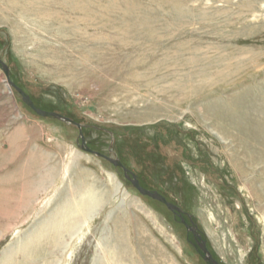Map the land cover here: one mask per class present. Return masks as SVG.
Masks as SVG:
<instances>
[{
    "label": "rangeland",
    "instance_id": "374dc122",
    "mask_svg": "<svg viewBox=\"0 0 264 264\" xmlns=\"http://www.w3.org/2000/svg\"><path fill=\"white\" fill-rule=\"evenodd\" d=\"M30 1L0 0V59L9 67L11 81L36 107L82 124L88 147L120 159L144 188L180 207L187 224L193 222L219 263L264 264V200L257 203L229 158L236 143L221 140L191 115L182 121L167 116L142 119V110L153 100L149 98L158 97L148 95L159 88L147 86L158 81L145 75L149 69L171 73L173 80L159 85L166 89L173 83L185 85L186 79L197 86L216 82L221 104L259 123V155H264V0H176L173 5L174 0H89L92 7L85 17L72 10V0ZM53 1L57 6L60 1L59 6ZM27 7L40 13L23 14ZM66 8L69 17L60 14L68 19L65 22L50 17ZM108 36H116V41ZM68 54L78 60L91 55L87 67L101 79V71L113 63L124 67L123 74L113 79L105 74L112 81L107 86L101 79H86L85 73L77 78L80 82L71 81L57 68L66 64ZM228 94L239 100L227 102ZM81 145L79 128L36 113L9 84L0 64V264H209L177 213L142 195L121 167ZM256 171L259 174L251 177L263 189L264 163L259 162ZM78 204L83 208L75 217L71 214V231L63 230L55 241L36 238L45 227L53 232L55 217L70 214L69 207ZM30 241L34 245L28 248Z\"/></svg>",
    "mask_w": 264,
    "mask_h": 264
},
{
    "label": "bare ground",
    "instance_id": "6f19581e",
    "mask_svg": "<svg viewBox=\"0 0 264 264\" xmlns=\"http://www.w3.org/2000/svg\"><path fill=\"white\" fill-rule=\"evenodd\" d=\"M17 1V0H16ZM20 1V0H19ZM30 1V0H29ZM33 1H35V0H33ZM33 1H30V2H33ZM39 1V0H38ZM41 1V0H40ZM43 1V0H42ZM47 1V0H46ZM56 1V0H55ZM67 1V0H66ZM91 1V0H90ZM89 0H72V10H74V9H76L78 12H80V14L82 13V16L83 17H85V16H87L88 15V12H89V10H91L90 9V5L92 4L91 2H90ZM133 1V0H132ZM138 1V0H137ZM150 1V0H149ZM152 1V0H151ZM162 1V0H161ZM165 1V0H164ZM168 1V0H167ZM176 0H174L173 2L171 1V4L172 3H174ZM64 2V1H63ZM62 2V3H63ZM98 2V1H97ZM108 2V1H107ZM114 2V1H113ZM117 2V1H116ZM169 2H170V0H169ZM182 2V1H181ZM10 3V2H9ZM8 3V4H9ZM17 3V2H16ZM40 3V2H39ZM42 3V2H41ZM45 3H47V2H45ZM52 3H54L55 4V2L53 1ZM59 3H60V1L58 2V6H59ZM66 3V2H65ZM64 3V4H65ZM70 3H71V0H70ZM122 3H124V2H122ZM126 3V2H125ZM132 3V2H131ZM137 3V2H136ZM12 4V3H11ZM24 4V3H23ZM34 4V3H33ZM48 4H50V3H48ZM53 4V5H54ZM108 4H111V3H108ZM117 4V3H116ZM119 4V3H118ZM180 4V3H179ZM182 4H183V2H182ZM56 5V4H55ZM71 5V4H70ZM126 5V4H125ZM124 5V6H125ZM167 5V4H166ZM170 5V4H169ZM173 5V4H172ZM175 5V4H174ZM178 5V4H177ZM240 5V4H239ZM4 6V5H3ZM27 6V5H26ZM25 6V7H26ZM30 6H32V4L30 5ZM39 6V5H38ZM57 6V5H56ZM55 6V7H56ZM57 6V7H58ZM65 6V5H64ZM66 6H67V4H66ZM111 6V5H110ZM139 6V5H138ZM179 6V5H178ZM183 6H185V4H183ZM182 6V7H183ZM235 6V5H234ZM54 7V6H53ZM63 7V6H62ZM69 7V6H68ZM91 7H92V5H91ZM116 7H118L117 5H116ZM188 7V6H187ZM7 8V7H6ZM14 8H16L15 6H14ZM21 8V7H20ZM43 8V7H42ZM71 8V7H70ZM69 8V9H70ZM112 8V7H111ZM166 8V7H165ZM27 9V10H26ZM28 7L27 8H24L23 10H22V13L24 14V13H27L28 15H30V13H32V16H33V14H35V16H37L40 12L38 11V10H31V11H28ZM33 9H34V7H33ZM68 9V10H69ZM95 9V8H94ZM115 9V8H114ZM119 9V8H118ZM52 10V9H51ZM122 10V9H121ZM120 10V11H121ZM124 10H126L125 8H124ZM139 10V9H138ZM137 10V11H138ZM151 10H152V8H151ZM19 11V10H18ZM70 12H71V10H69ZM123 11V10H122ZM140 11V10H139ZM141 11H142V9H141ZM188 11H190V10H187V12ZM49 12V11H48ZM51 12V11H50ZM52 12H54V11H52ZM74 12V11H73ZM99 12H100V10H99ZM104 12V11H103ZM130 12V11H129ZM131 12H132V10H131ZM146 12V11H145ZM174 12V11H173ZM247 12V11H246ZM16 13V12H15ZM61 13H64L65 15H67V8L66 9H62V10H55V12L52 14L51 13V15H50V17L52 18V17H54V18H58V19H62V21H64L65 20V15H61L60 16V14ZM75 13V12H74ZM105 14H106V12H104ZM123 13V12H122ZM128 13V12H127ZM135 13V12H134ZM152 12H150V14H151ZM175 13V12H174ZM13 14H14V12H13ZM79 14V13H78ZM97 14V13H96ZM99 14V13H98ZM101 14V13H100ZM103 14V13H102ZM137 14V13H136ZM146 14V13H145ZM144 14V15H145ZM157 14V13H156ZM160 14V13H159ZM163 14V13H162ZM170 14V13H169ZM27 15V16H28ZM70 15V14H69ZM69 15H67L68 17H69ZM108 15V14H107ZM114 15V14H113ZM118 14H115V16H117ZM126 15V14H125ZM125 15H123V16H125ZM139 15V14H138ZM147 16L149 15V13H147L146 14ZM72 16V15H71ZM96 16V19H97V17H99L98 15H95ZM101 16V15H100ZM110 16V15H109ZM165 16V15H164ZM183 16H184V14H183ZM186 16V15H185ZM31 17V16H30ZM39 17V16H38ZM42 17H44V15H42ZM107 17V16H106ZM137 16H135V18H136ZM158 17V16H157ZM167 17V16H166ZM17 18H18V16H17ZM41 18V17H40ZM47 18V17H46ZM101 18H103V17H101ZM109 18V17H108ZM123 18V17H122ZM127 18V17H126ZM134 18V20H136ZM143 18V17H142ZM144 18H146V17H144ZM151 18V17H150ZM160 18V17H159ZM175 18V17H174ZM179 18V17H178ZM184 18V17H183ZM67 19V18H66ZM72 19V18H71ZM85 19V18H84ZM88 20H90L89 18H87ZM104 19V18H103ZM117 19V18H116ZM131 19H133L132 17H131ZM149 19V18H148ZM152 19V18H151ZM162 19V18H161ZM170 19V18H169ZM173 19V18H172ZM18 20V19H17ZM40 20V19H39ZM44 20H46V19H44ZM51 20V19H50ZM68 20V19H67ZM78 20V19H77ZM82 20V19H81ZM88 20H87V22H88ZM118 20V19H117ZM126 20V19H125ZM146 20V19H145ZM150 20V19H149ZM186 20V19H185ZM57 21V20H56ZM66 21V20H65ZM64 21V22H65ZM80 21V20H79ZM78 21V22H79ZM92 21H93V19H92ZM100 21V20H99ZM99 21H97V22H99ZM106 21V20H105ZM104 21V22H105ZM111 21V20H110ZM113 21V20H112ZM127 21V20H126ZM129 21V20H128ZM147 21V20H146ZM154 21V20H153ZM160 21V20H159ZM174 21V20H173ZM243 21V20H242ZM40 22V21H39ZM59 22V21H58ZM61 22V21H60ZM72 22V21H71ZM118 22H120L119 20H118ZM117 22V23H118ZM131 22V21H130ZM169 22V21H168ZM168 22L166 23V24H168ZM170 22H171V20H170ZM181 22V21H180ZM19 23V22H18ZM44 23V22H43ZM53 23V22H52ZM82 23V22H81ZM107 23V22H106ZM111 23V22H110ZM117 23L115 24L116 26H117ZM123 23V22H122ZM122 23H120V24H122ZM124 23H125V21H124ZM128 23V22H127ZM154 23V22H153ZM244 23V22H243ZM20 24V23H19ZM56 24H58V23H56ZM108 24V23H107ZM133 24V23H132ZM147 24H149V23H147ZM177 24V23H176ZM179 24V23H178ZM23 25V24H22ZM60 25V24H59ZM89 25H91V24H88V26ZM102 25V24H101ZM126 25V24H125ZM129 25V24H128ZM139 25V24H138ZM137 25V26H138ZM141 25V24H140ZM156 25V24H155ZM170 25H171V23H170ZM169 25V26H170ZM175 25V24H174ZM173 25V26H174ZM249 25V24H248ZM18 26H21V25H18ZM24 26V25H23ZM50 26H51V24H50ZM54 26V25H53ZM66 26V25H65ZM103 26H105V23H104V25ZM136 26V25H135ZM134 26V27H135ZM137 26L135 27V28H137ZM141 26H143V25H141ZM145 26V25H144ZM162 26V25H161ZM168 26V27H169ZM175 26H178V25H175ZM58 27V26H57ZM71 27V26H70ZM125 27V26H124ZM129 27V26H128ZM132 27V30L134 29L133 28V26H131ZM154 27V26H153ZM158 27V26H157ZM156 27V28H157ZM66 28V27H65ZM116 28V27H115ZM119 28V27H118ZM138 28H140V27H138ZM143 28V27H142ZM162 28V27H161ZM166 28H167V26H166ZM175 28V27H174ZM181 28V27H180ZM62 29V28H61ZM71 28H69V30H70ZM79 29H80V27H79ZM108 29V28H107ZM111 29H112V27H111ZM110 29V27H109V29L108 30H111ZM121 29H123L122 27H121ZM127 29V28H126ZM131 29V28H130ZM159 29V28H158ZM158 29L157 30H153V31H158ZM164 29V28H163ZM21 30V29H20ZM55 30V29H54ZM152 30V29H151ZM159 30H162V29H159ZM172 30H174L173 28H172ZM176 30V29H175ZM187 30V29H186ZM72 31V30H71ZM106 31V30H105ZM112 31H113V29H112ZM111 31V32H112ZM117 31H118V29H117ZM136 31V30H135ZM241 31V30H240ZM62 32V31H61ZM115 32V31H114ZM119 32V31H118ZM128 32H129V30H128ZM128 32H127V35H128ZM137 32V31H136ZM152 32V31H151ZM154 32V33H155ZM173 32V31H172ZM178 32V31H177ZM181 32V31H180ZM184 32H186V31H184ZM188 32V31H187ZM53 33V32H52ZM67 33V32H66ZM103 33H105V32H103ZM121 33V32H120ZM138 33V32H137ZM153 33V34H154ZM171 33V32H170ZM169 33V35H171ZM73 34V33H72ZM95 34V33H94ZM102 34V33H101ZM114 33H112L111 35H113ZM118 34V33H117ZM122 34V33H121ZM130 34H131V31H130ZM151 34V33H150ZM158 34H160V33H158ZM165 34V33H164ZM74 35V34H73ZM90 35V34H89ZM96 35H97V33H96ZM108 35V34H107ZM107 35H105V36H107ZM110 35V34H109ZM119 35V34H118ZM135 35V34H134ZM138 35V34H137ZM157 35V34H156ZM162 35H163V33H162ZM162 35H160V36H162ZM180 35H181V33H180ZM187 35H188V33H187ZM186 35V36H187ZM55 36V35H54ZM56 36H58V34L56 35ZM91 36V35H90ZM95 36V35H94ZM104 36V37H105ZM122 36V35H121ZM125 36H126V34H125ZM131 36H133V35H131ZM130 36V37H131ZM155 36V35H154ZM168 36V35H167ZM166 36V37H167ZM178 36V35H177ZM185 36V37H186ZM60 37V36H59ZM89 37V36H88ZM102 37V36H101ZM109 38H112V36H108ZM116 36H114V38H115ZM118 38H116L117 39V41H118V39H119V37L120 36H117ZM138 37V36H137ZM140 38L141 37H143V36H139ZM153 37V36H152ZM189 37V36H188ZM114 38H112L113 39V41L115 40ZM124 38V37H123ZM126 38H128V37H126ZM135 38V37H134ZM144 38H145V35H144ZM156 38V37H155ZM159 38V37H158ZM161 38V37H160ZM187 38V37H186ZM85 39V38H84ZM88 39V38H87ZM91 39V38H90ZM125 39V38H124ZM148 39V38H147ZM151 39V38H150ZM169 39H170V37H169ZM168 39V40H169ZM181 39V38H180ZM93 40V39H92ZM103 40V39H102ZM106 40V39H105ZM128 40V39H127ZM133 40H135V39H133ZM138 40H140V39H138ZM178 40V39H177ZM109 41V40H108ZM116 41V40H115ZM123 41V40H122ZM125 41V40H124ZM123 41V42H124ZM128 41H130V39L128 40ZM143 41L145 42V40L143 39ZM156 41V40H155ZM170 41V40H169ZM173 41V40H172ZM171 41V42H172ZM93 42V41H92ZM100 42V41H99ZM102 42V41H101ZM121 42V41H120ZM133 42V41H132ZM132 42H130V43H132ZM148 42V41H147ZM167 42V41H166ZM171 42H170V44H171ZM177 42V41H176ZM190 42V41H189ZM189 42H187V43H189ZM193 42H195V41H193ZM128 43V42H127ZM135 43V42H134ZM134 43H132V44H134ZM186 43V44H187ZM85 44V43H84ZM93 44H94V42H93ZM101 44V43H100ZM109 44V43H108ZM113 44H115V43H113ZM112 44V45H113ZM125 44L126 43H124V46H125ZM145 44V43H144ZM154 44V43H153ZM193 44V43H192ZM199 44V43H198ZM202 44V43H201ZM99 45V44H98ZM111 45V44H110ZM123 45V44H122ZM160 45V44H159ZM176 45V44H175ZM183 45V44H182ZM193 45H195V43L193 44ZM104 46V45H103ZM134 46V45H133ZM132 46V47H133ZM155 46H156V44H155ZM158 46V45H157ZM161 46V45H160ZM169 46V45H168ZM181 46V45H180ZM190 46V45H189ZM93 47V46H92ZM95 47V46H94ZM93 47V48H94ZM138 47V46H137ZM171 47H173V46H171ZM176 47H178V46H176ZM192 47V46H191ZM197 46H195V48H196ZM206 47V46H205ZM213 47V46H212ZM219 47V46H218ZM89 49H87V50H90V47H88ZM115 49H116V47H114ZM114 48H112V49H114ZM131 48V47H130ZM148 48V47H147ZM180 48V47H179ZM179 48H177V49H179ZM187 48H189V47H187ZM206 48H208V47H206ZM104 49H105V47H104ZM107 49H108V47H107ZM120 49V48H119ZM146 49V48H145ZM154 49V48H153ZM152 49V50H153ZM161 49V48H160ZM159 48H158V50H160ZM166 49V48H165ZM167 49H168V47H167ZM166 49V50H167ZM192 49V48H191ZM215 49V48H214ZM219 49H221V48H219ZM92 50V49H91ZM118 50V49H117ZM162 50V49H161ZM169 50H170V47H169ZM175 50V49H174ZM173 50V51H174ZM180 50V49H179ZM182 50V49H181ZM190 50V49H189ZM217 50V49H216ZM222 50V49H221ZM228 50H230L229 48H228ZM96 51V50H95ZM107 51V50H106ZM112 51V50H111ZM119 51V50H118ZM139 50H137V52H138ZM187 51V50H186ZM198 51H199V49H198ZM197 51V52H198ZM209 51V50H208ZM226 51V50H225ZM241 51V50H240ZM53 52V51H52ZM91 52V51H90ZM97 52V51H96ZM108 52V51H107ZM113 52V51H112ZM131 52V51H130ZM165 52H168V51H165ZM169 52H171V51H169ZM168 52V53H169ZM192 52V51H191ZM203 52H206V51H203ZM57 53L58 52H56L55 54L57 55ZM93 53L94 52H92L91 54L93 55ZM106 53V52H105ZM120 53V52H119ZM125 53H126V51H125ZM132 53V52H131ZM135 53V52H134ZM152 53H153V51H152ZM159 53V52H158ZM167 53V55H169ZM178 53H179V51H178ZM210 53V52H209ZM212 53H214V52H212ZM222 53V52H221ZM229 53V52H228ZM115 54H117V53H115ZM114 54V55H115ZM120 54H122V53H120ZM150 54V53H149ZM176 54V53H175ZM181 54V53H180ZM187 54V53H186ZM192 54V53H191ZM194 55H195V53H193ZM200 54V53H199ZM205 54H207V53H205ZM71 55V54H70ZM69 54L67 55V57H68V59H67V62H66V64H62V65H58V69L62 72V73H64L65 75H66V77L68 76V78H72L71 79V81L73 80V81H75L77 78H79L81 75L83 76V74L85 73V78L86 79H88V80H90L91 78H98V79H101V77L99 76V74L97 73V71H95V72H91L90 71V69H89V64H90V62H91V55L89 56V54H86V55H83V60H78V59H76V57H74V56H70ZM75 55V54H74ZM82 55V54H81ZM100 55V54H99ZM99 55H98V57H99ZM103 54H101L100 56H102ZM111 55V54H110ZM138 55V54H137ZM152 55V54H151ZM154 55V54H153ZM165 55V54H164ZM235 55V54H234ZM240 55V54H239ZM61 56H63V55H61ZM60 56V57H61ZM112 56H113V54H112ZM124 56V55H123ZM132 56V55H131ZM142 56V55H141ZM146 56V55H145ZM147 56H149V55H147ZM170 56V55H169ZM177 56V55H176ZM191 56V55H190ZM189 56V57H190ZM196 56V55H195ZM224 56V55H223ZM222 56V57H223ZM236 56H238V55H236ZM65 57H66V55H65ZM66 57V58H67ZM72 57V58H71ZM111 57V56H110ZM116 57V56H115ZM114 57V58H115ZM198 57V56H197ZM242 57V55L240 56V58ZM64 58V57H63ZM103 58V57H102ZM109 58V57H108ZM120 58V57H119ZM127 58H129V57H127ZM135 58V57H134ZM138 58V57H137ZM142 58V57H141ZM160 58V57H159ZM158 58V59H159ZM165 58H168V57H166L165 56ZM171 58V57H170ZM212 58V57H211ZM237 58V57H236ZM251 58V57H250ZM112 59V58H111ZM136 59V58H135ZM145 59H146V57H145ZM158 59H156V60H158ZM172 59V58H171ZM170 59V60H171ZM193 59V58H192ZM213 59V58H212ZM216 59H217V57H216ZM252 59V58H251ZM63 60V59H62ZM119 60V59H118ZM117 60V61H118ZM140 60H143V59H140ZM179 60V59H178ZM220 60V59H219ZM223 60V59H222ZM231 60V59H230ZM233 60V59H232ZM231 60V61H232ZM102 61H104V58H103V60L101 59V62ZM111 61H113V60H111ZM136 61L137 60H135L134 61V63H136ZM139 61V60H138ZM137 61V62H138ZM168 61V60H167ZM182 61H184V60H182ZM186 61V60H185ZM221 61V60H220ZM219 61V62H220ZM227 61V60H226ZM247 61V60H246ZM254 61V60H253ZM257 61V60H256ZM127 62V61H126ZM132 62V61H131ZM143 63H144V65H147V62H144V61H142ZM152 62V61H151ZM175 62V61H174ZM187 62V61H186ZM194 62V61H193ZM210 62V61H209ZM209 62H208V64H209ZM235 62H237V61H235ZM89 63V64H88ZM109 63V62H108ZM107 63V64H108ZM141 63V62H140ZM155 63V62H154ZM162 63V62H161ZM166 63V62H165ZM197 63H199L198 61H197ZM211 63V62H210ZM213 63V62H212ZM223 63V62H222ZM240 63V62H239ZM248 63H250V62H248ZM87 64L89 65L88 67H87ZM126 64V63H125ZM158 64V63H157ZM160 64V63H159ZM170 64H171V62H170ZM173 64H176V63H173ZM181 64V63H180ZM208 64H207V66H208ZM236 64V63H235ZM241 64H243L242 62H241ZM246 64V63H245ZM98 65V64H97ZM101 65H103V63L101 64ZM104 65H105V63H104ZM131 66H137V64L135 65H132V63L130 64ZM129 65V66H130ZM166 65H167V63H166ZM220 65V64H219ZM224 65V64H223ZM223 65H221V66H223ZM91 66H92V64H91ZM162 66V65H161ZM160 66V67H161ZM169 66V65H168ZM174 65H172V67H173ZM179 66H181V65H179ZM201 66H203V64H201ZM226 66V65H225ZM237 66H238V64H237ZM248 66V65H247ZM102 67V66H101ZM159 67V66H158ZM167 67V66H166ZM165 67V68H166ZM186 67V66H185ZM206 67V66H205ZM229 67V66H228ZM227 67V68H228ZM240 67V66H239ZM243 67H245V65L243 66ZM94 68V67H93ZM98 68H99V66H98ZM124 68V67H123ZM123 68H121L119 65H118V63H116V64H111V65H109V68H107V70H105V69H103V71H101V72H103L102 74H103V78L101 79V80H103V83H104V85L105 86H107L106 84L107 83H109L110 81H108L107 79H106V77L108 76H110L112 79L113 78H119V77H121L122 76V74H123ZM135 68V67H134ZM146 68V67H145ZM191 68H192V66H191ZM195 68V67H194ZM200 68H202V67H200ZM214 68V67H213ZM224 68V67H223ZM226 68V69H227ZM230 68V67H229ZM228 68V69H229ZM88 69V70H87ZM148 69V68H147ZM164 68H151V69H149L148 71H150V73H147V74H145V75H149L150 74V76L152 77L153 75H154V78H158V81H156V83H155V81L153 82V81H148L150 84H147V86H149V88L151 87V86H155L156 87V85H157V87H159L157 90V93L155 94V93H153V92H151V91H148V95H152V96H158V97H162V98H153V97H150L149 98V100L152 98L153 100H150V103L149 104H147V101H145V104L144 105H146V108H144L143 110H142V119L143 120H145L146 118H150L151 119V117H163V116H167V117H170L171 119H175V120H177V121H182V120H184L186 117H188V115H191V116H194V117H196V118H198L200 121H201V123H204V125L205 126H208V128L209 129H211V131H213L214 133H215V135H217L221 140H223V141H225V142H227L228 141V143L230 142V139H231V142H234V143H236V146L237 147H235L234 149H233V153H231V154H229V158H230V160H231V162L233 163V166H234V168L236 169V172H237V174H238V176H239V178L241 179V180H243L242 182H245V187H247V188H249L250 189V192H251V194L252 195H254L257 199V203L259 204V200H264V184L263 185H261L262 186V188L263 189H261V188H259V181H257L256 179H253L251 176L253 175V174H255V173H257V174H259V172H257L256 170H259V162L260 163H264V155H262L263 153H262V151H261V155H259V123L257 122V121H253V120H251V119H249V117L247 116V115H245V114H242V115H237V113L236 112H234V111H231L230 109H232V108H230V107H227V104L225 105H223V104H221L218 100H217V92H219V89L221 88V87H216V86H214V84L216 83H205L203 86H197V85H195L194 84V82L192 83V82H188V80L186 79V83H184L185 85H181V84H178V83H173V85L171 84V87L170 88H164V85L163 86H159V85H161L162 83L161 82H165V83H163V84H165L166 85V81H170L171 79H170V75H171V73L169 72V71H167V70H163ZM176 69V68H175ZM207 69V68H206ZM216 69V68H215ZM220 69V68H219ZM219 69H217V71L219 70ZM225 69V70H226ZM173 69H171V71H172ZM177 70H178V68H177ZM208 70H210V69H208ZM212 70V69H211ZM221 70H223V69H221ZM237 70V69H236ZM84 71V72H83ZM179 71V70H178ZM183 71V70H182ZM184 71H186V70H184ZM213 71V70H212ZM215 71V70H214ZM214 71H213V73H214ZM220 71V70H219ZM229 71V70H228ZM227 71V72H228ZM137 72V71H136ZM136 72H135V74H136ZM143 72H145V71H143ZM195 72H196V70H195ZM209 72V71H208ZM207 72V73H208ZM234 72V71H233ZM242 72H244V71H242ZM100 73V72H99ZM189 73V72H188ZM199 73V72H198ZM205 73V72H204ZM211 73V72H210ZM212 73V74H213ZM218 73H220V72H218ZM226 73V72H225ZM231 73V72H230ZM105 74L107 75V76H105ZM172 74H175V72L174 73H172ZM190 74H192V73H190ZM140 75V74H139ZM138 75V76H139ZM221 75V74H220ZM83 76V77H84ZM137 76V75H136ZM141 76V75H140ZM183 76H184V74H183ZM185 76H186V74H185ZM190 77L189 78V80L192 78V76L191 75H188L187 74V77ZM195 76V75H194ZM193 76V77H194ZM210 76H211V74H210ZM209 76V77H210ZM213 76V75H212ZM236 76V75H235ZM126 77V76H125ZM142 78H143V76H141ZM141 77H139L140 79H141ZM182 77V76H181ZM224 77H225V75H224ZM227 77H229V76H226V78ZM237 77V76H236ZM132 78V77H131ZM137 78V77H136ZM153 78V77H152ZM175 78V77H174ZM200 78V77H199ZM220 78V77H219ZM138 79V78H137ZM145 79V78H144ZM181 79V78H180ZM194 79V78H193ZM196 79H198V78H196ZM209 79V78H208ZM207 79V80H208ZM218 79V78H217ZM217 79H215V80H217ZM78 80V79H77ZM77 80H76V82H77ZM133 80V79H132ZM173 80V79H172ZM171 80V81H172ZM200 80H202V79H200ZM79 81V80H78ZM84 81V80H83ZM138 81V80H137ZM175 81H176V79H175ZM183 81V80H182ZM190 81H192V80H190ZM198 81V80H197ZM213 81V80H212ZM80 82V81H79ZM112 82V81H111ZM141 82V81H140ZM139 82V83H140ZM174 82V81H173ZM177 82V81H176ZM179 82H181V81H179ZM205 82V81H204ZM209 82V81H208ZM118 83V82H117ZM116 83V84H117ZM136 83V82H135ZM161 83V84H160ZM182 83V82H181ZM202 83H203V80H202ZM123 84V83H122ZM168 84V83H167ZM174 84H176V85H174ZM199 84H201V83H199ZM225 84V83H224ZM143 85V84H142ZM202 85V84H201ZM118 86V85H117ZM253 86V85H252ZM125 87V86H124ZM129 87V86H128ZM132 87V86H131ZM143 87V86H142ZM148 88V89H149ZM152 88V87H151ZM119 89V88H118ZM145 89H147V88H145ZM147 89V90H148ZM135 90V89H134ZM139 90V89H138ZM221 90V89H220ZM121 91V90H120ZM136 91V90H135ZM141 91V90H140ZM111 92V91H110ZM119 92V91H118ZM134 92V91H133ZM231 92V91H230ZM253 92V91H252ZM116 93V92H115ZM125 93V92H124ZM235 93V92H234ZM142 94V93H141ZM143 94H146V92L145 93H143ZM155 94V95H154ZM227 94V93H226ZM232 94V93H231ZM231 94H228V95H230V97L229 96H227V97H229V100H227V102L229 101L230 103H234L235 104V102H237V100H239V99H237V95H231ZM264 94V93H263ZM30 97V96H29ZM108 97V96H107ZM138 97V96H137ZM120 98V97H119ZM141 97L139 96V99H140ZM143 98H145V97H143ZM239 98V97H238ZM116 99V98H115ZM134 99H136L135 98V96H134ZM248 99H249V97H248ZM32 100V99H31ZM106 100V99H105ZM117 100V99H116ZM144 100V99H143ZM146 100V99H145ZM242 100V99H241ZM33 101V100H32ZM121 101V100H120ZM117 102H118V100H117ZM142 102V101H141ZM222 102V101H221ZM246 103V102H245ZM117 104V103H116ZM118 104H120V103H118ZM131 104V103H130ZM121 105V104H120ZM123 105V104H122ZM127 105V104H126ZM229 105V104H228ZM254 105H256V104H254ZM36 106V105H35ZM118 106V105H117ZM132 106V105H131ZM140 106V105H139ZM130 107V106H129ZM263 107V106H262ZM121 108V107H120ZM125 108V107H124ZM236 109V108H235ZM140 110V111H141ZM239 110V109H238ZM244 111V110H243ZM249 112V111H248ZM129 113V112H128ZM260 113V112H259ZM130 114V113H129ZM247 114V113H246ZM250 114H252V113H250ZM249 114V115H250ZM140 115V114H139ZM253 115V114H252ZM136 116V115H135ZM139 117V116H138ZM252 117V116H251ZM259 118V117H258ZM153 119V118H152ZM138 120H139V118H138ZM260 120V119H259ZM152 121V120H151ZM261 126V125H260ZM252 127V128H251ZM230 142V143H231ZM229 143V144H230ZM261 144V143H260ZM232 145V144H231ZM230 146V145H229ZM254 170V172H252ZM263 174H264V172H263ZM262 174V175H263ZM87 194V193H86ZM94 195V194H93ZM96 198V197H95ZM91 199V198H90ZM96 200H97V198H96ZM92 202V201H91ZM83 207L81 206V205H71L70 207H69V209H70V211H71V213L70 214H67V213H63V214H61L60 216H58V217H55V223H58V224H56V226L55 227H53V225H52V227H53V229H54V231L52 232V230H51V232H50V230L48 229V227H45L44 229H41L40 231H39V235H38V237H36V238H38V239H41L42 237H47V239H49V240H54V238H56L57 236L59 237L61 234H62V231L63 230H70L71 228H72V222H73V218H71V214L72 215H77V214H79L80 213V209H82ZM85 208V207H84ZM75 215L73 216V217H75ZM55 216V215H54ZM48 225H49V223H48ZM45 226V225H44ZM71 231V230H70ZM38 239H35V241L36 240H38ZM33 240V239H32ZM29 241V240H28ZM39 241V240H38ZM55 241V240H54ZM33 242L34 241H30V243L29 244H27V245H29V247L28 248H30L32 245H34L33 244ZM37 243V242H36ZM41 243H42V241H41ZM37 246V245H36ZM27 248V249H28ZM36 251H37V248L35 249ZM41 253V252H40ZM35 256H36V254H35ZM28 258H30V257H28ZM32 258V257H31ZM36 258V257H35ZM8 258L7 257H5L4 259H3V262H5L6 260H7ZM12 259H10L9 261H11ZM15 261H12V263H14Z\"/></svg>",
    "mask_w": 264,
    "mask_h": 264
},
{
    "label": "water",
    "instance_id": "95a60500",
    "mask_svg": "<svg viewBox=\"0 0 264 264\" xmlns=\"http://www.w3.org/2000/svg\"><path fill=\"white\" fill-rule=\"evenodd\" d=\"M0 64L3 67L4 72L7 75L8 78V82L9 84L14 87L19 94L22 96V99L24 100V102L26 104H28L36 113H38L39 115L45 116V117H53L56 118L58 120H62L66 123L69 124H73L75 126H77L80 130V137H81V141H82V145L80 146L82 150L89 152L91 154H95L99 157H103L105 159H107L108 161H110L114 166L116 167H121L124 170L125 176L126 178L132 183V185L142 194L145 196H148L154 200H158L160 202H162L163 204H165L167 206V208L169 210H171L172 212H175L177 214H179V216L181 217L182 222L187 226L188 231L192 232L195 236L196 242L198 247L201 249V251L203 252L204 255V260L209 263V264H221L219 263L212 255V253L209 251L208 247H207V242L202 238V235L200 233H198L197 227L195 226H190L187 224V222L185 221L183 215H184V211L178 207L177 205L171 203L170 201H168V199L163 196L161 193H159L158 191H151L149 189L144 188L141 184L139 179L137 178V176L132 173L122 162L120 159L118 158H113V157H109L106 156L103 153L97 152L93 149H91L90 147L87 146L86 144V140L85 137L83 135V125L79 124L77 122H75L74 120L70 119L69 117H66L60 113L57 112H50V111H45L43 109H40L38 107L35 106L34 102L31 100V98L25 94V92L18 87L15 83H13L10 79V69L7 66V64L0 59Z\"/></svg>",
    "mask_w": 264,
    "mask_h": 264
}]
</instances>
